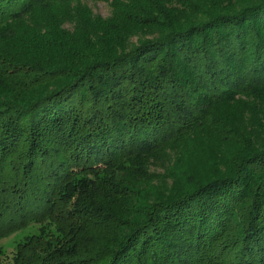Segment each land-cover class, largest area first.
I'll use <instances>...</instances> for the list:
<instances>
[{"label":"trees","instance_id":"obj_1","mask_svg":"<svg viewBox=\"0 0 264 264\" xmlns=\"http://www.w3.org/2000/svg\"><path fill=\"white\" fill-rule=\"evenodd\" d=\"M0 0L6 264H264V0Z\"/></svg>","mask_w":264,"mask_h":264},{"label":"rangeland","instance_id":"obj_2","mask_svg":"<svg viewBox=\"0 0 264 264\" xmlns=\"http://www.w3.org/2000/svg\"><path fill=\"white\" fill-rule=\"evenodd\" d=\"M82 2L91 9L93 14L106 18L110 14V8L107 3L99 0H82ZM40 231L48 236H56L57 232L53 225H35L25 230L18 231L8 237L0 239V264L10 263L17 246L22 243L28 236L33 234L39 235Z\"/></svg>","mask_w":264,"mask_h":264}]
</instances>
